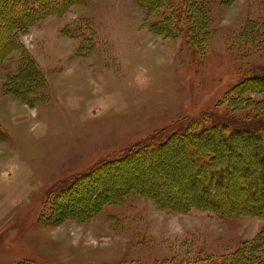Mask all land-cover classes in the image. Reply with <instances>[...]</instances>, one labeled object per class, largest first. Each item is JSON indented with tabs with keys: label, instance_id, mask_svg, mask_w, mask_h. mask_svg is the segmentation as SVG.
Returning a JSON list of instances; mask_svg holds the SVG:
<instances>
[{
	"label": "rangeland",
	"instance_id": "obj_1",
	"mask_svg": "<svg viewBox=\"0 0 264 264\" xmlns=\"http://www.w3.org/2000/svg\"><path fill=\"white\" fill-rule=\"evenodd\" d=\"M169 6L166 0L152 14L136 0H84L62 17L41 20L20 41L35 58L46 88L39 90L43 80H36L37 91L23 94L25 100L3 90L6 77L20 66V53L2 63L0 264H203L244 249L247 254L257 239L263 248L254 250L264 256L262 218L173 212L135 192L118 204L99 205L92 218L58 219L84 210V196L97 198V180L59 197L97 161L122 155L164 129L182 127L185 116L200 120L199 126L244 118L246 109L236 107L232 89L243 76L264 73V37L260 29L248 40L241 34L264 22V0L226 5L209 0L205 33L185 26L188 45L181 37L151 30L163 15L176 27ZM66 24L79 39L63 34ZM255 90L248 94L252 101L264 103V90ZM175 144L161 157L171 156L172 162L144 158L139 177L158 178L164 196L180 194L183 200V187L171 191L164 185L168 177L174 186L184 180L177 169L188 148ZM191 147L201 152L211 146ZM208 171L186 172L185 179L194 175L202 186L201 175ZM121 178L130 180L126 174ZM249 193L241 198L249 200ZM67 199L73 200L71 207L62 204Z\"/></svg>",
	"mask_w": 264,
	"mask_h": 264
},
{
	"label": "trees",
	"instance_id": "obj_2",
	"mask_svg": "<svg viewBox=\"0 0 264 264\" xmlns=\"http://www.w3.org/2000/svg\"><path fill=\"white\" fill-rule=\"evenodd\" d=\"M167 1L170 4L172 22L176 23V27L163 15L158 23L151 26L152 31H157L167 38L181 37L187 45L191 42L189 34H185L187 23L194 26L195 33H205L203 26L207 22H205L204 10L209 0ZM218 1L226 5L234 0ZM82 2L84 0H0V67L13 52L20 53V66L17 72L8 75L3 82L5 94L25 100L23 94L29 93L30 95L37 91L35 89L36 80L39 82L41 79L43 82L38 89L46 88L45 78L42 76L35 58L22 45L20 39L28 33L31 27L46 17H62L73 6ZM165 2L166 0H136L141 9L152 14L160 11ZM78 19L74 20L78 21ZM69 24L64 25L63 34L72 38L80 37L77 32L69 33L67 31ZM259 29L264 37V22H262L254 25L253 28H246L241 34V40H248ZM255 87L258 90H264V73L245 75L232 89L233 94H231L237 100L236 107L246 109L244 118L239 117L234 121H212L208 125L199 126L200 120L195 121L197 118L185 116L182 119L186 122H183L182 127L164 129L162 133L155 134L130 147L122 155L97 161L88 171L76 176L74 181L66 184L65 189L63 188L59 193V197L63 196L65 192L69 194L73 189H79L85 183L89 187V182L97 180L99 183L96 187L98 196H95L97 198L93 200V198L82 195L81 198L83 197L84 202L81 208L84 210H78V214H62L58 219L62 220L73 216L78 220L92 218L100 211V206L118 204L128 193L135 192L149 199L156 207L173 212L183 213L192 209L209 210L221 215L257 216L264 220V103L252 101L248 95L256 91ZM207 113L206 110L199 115L200 118L203 119ZM175 142H178L175 144L177 147L186 146L188 148L187 152H183L182 166L180 164L177 169V173H179L177 175L183 176L184 180L179 182V186H174L172 182L174 178L168 177L167 180H164V185H167L171 191L172 188L183 187L185 189V199L183 200L180 194L173 193L170 196H164L165 190L158 186V178L150 180L139 177L144 172L143 162L146 159H159L157 162L166 159L168 163L172 162L171 156L161 157L162 154H165L164 152L172 148V144ZM192 145L197 148L201 145L211 147L208 151L196 152L197 150L192 151ZM152 155L155 156L151 157ZM186 161H189V165ZM205 168H208L209 171L201 175L202 186L198 185L194 175L189 178L187 176L188 179H185L186 172L191 175L198 171H204ZM122 174H126L130 178L127 183H122ZM239 175L241 178L235 182ZM110 180H114L113 183L117 185L113 186V189L112 184L109 183ZM91 186L93 187V185ZM216 191L219 193L216 194ZM247 193L250 196L249 200L246 198L243 200L241 197ZM94 201L98 203L97 206L89 207L95 203ZM62 204L71 207L73 200L67 199ZM263 233L264 228L259 235L261 236ZM259 242L257 239L253 243V251H248L247 254L244 249L226 257L206 260L203 264H264V256H258L254 250V248H263V244ZM20 264H25V262Z\"/></svg>",
	"mask_w": 264,
	"mask_h": 264
}]
</instances>
